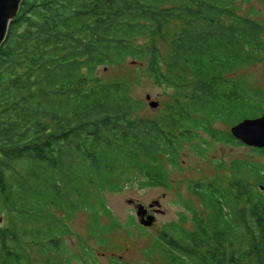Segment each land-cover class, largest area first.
Here are the masks:
<instances>
[{"label": "trees", "instance_id": "trees-1", "mask_svg": "<svg viewBox=\"0 0 264 264\" xmlns=\"http://www.w3.org/2000/svg\"><path fill=\"white\" fill-rule=\"evenodd\" d=\"M241 1L251 0H22L0 47V264H32V249L41 264H72L61 261L62 236L77 213L104 245L121 226L106 194L168 188L163 161L181 169L185 144H208L199 132L242 145L215 127L264 113V90L240 73L264 63V18L241 14ZM128 60L145 61L152 84L170 91L156 119L138 115L145 102L131 80L96 76ZM251 153L261 161H231L224 182L189 181L193 198L142 254L264 264V149ZM86 250L83 264H97Z\"/></svg>", "mask_w": 264, "mask_h": 264}, {"label": "rangeland", "instance_id": "rangeland-1", "mask_svg": "<svg viewBox=\"0 0 264 264\" xmlns=\"http://www.w3.org/2000/svg\"><path fill=\"white\" fill-rule=\"evenodd\" d=\"M235 4L244 16L248 15L247 12L251 7H254L258 12L255 15L256 19L261 20L264 18V11L256 0L235 2ZM174 29L175 25H171L167 30L173 31ZM167 39L165 42H156L161 54H165L168 44ZM150 41V38L143 37L137 41V44H145ZM240 73L251 81L252 86L264 90V63L254 64L243 69ZM96 76L102 81H110L118 76L131 80L133 95L145 102L144 109L138 113L139 116L156 119L170 101V91L152 84L146 71L145 61L132 62L128 60L117 68L99 67ZM146 95L150 96V101L158 103L156 108L149 107V101L145 99ZM215 127L220 130H229L228 127L219 124H215ZM199 135L201 138L206 139L209 145L201 144L202 149L197 151L194 143H199L200 138L194 143L185 144L179 158L181 169L172 168L163 161L169 171L168 188H137L134 184V186H127L121 192L106 194L105 204L121 226L106 235L107 240L104 245L99 244L98 237L88 236V214L84 212L77 213L74 220L68 222L70 233L62 236L64 243L67 245V252L61 257V261L63 257L65 258L68 255L70 263L83 264L88 261L82 252L87 248L86 251L91 254L97 264H111L110 260L113 258L123 263L160 264L159 255L153 254L152 257H145L142 250L147 248L163 224L177 220L179 212L183 211L181 203L186 199L193 198L188 185L189 181L220 178L224 182L227 179H223V176L231 161L250 160V158L261 161L255 154L251 153L249 147L214 142L203 132H199ZM153 201L159 202L162 212L157 211V213L152 214L155 220L151 226H141L136 217V206L141 204L147 208ZM53 212L59 216V210L53 209ZM187 216L189 218V215ZM130 220L132 224L128 225L127 223ZM102 222L108 223L105 216L102 218ZM29 254L32 264H41L43 255H39L34 249Z\"/></svg>", "mask_w": 264, "mask_h": 264}, {"label": "water", "instance_id": "water-1", "mask_svg": "<svg viewBox=\"0 0 264 264\" xmlns=\"http://www.w3.org/2000/svg\"><path fill=\"white\" fill-rule=\"evenodd\" d=\"M22 0H0V47L4 42L9 23L17 15ZM148 105L150 108H156L158 103L150 101V96L146 95ZM231 136L239 141L242 145L255 148L264 149V113L254 118H244L231 127H229ZM157 208L161 213L160 204L158 201H153L147 208ZM147 208L141 204L136 206V217L141 226H151L155 220L154 215L148 214Z\"/></svg>", "mask_w": 264, "mask_h": 264}, {"label": "flooded vegetation", "instance_id": "flooded-vegetation-1", "mask_svg": "<svg viewBox=\"0 0 264 264\" xmlns=\"http://www.w3.org/2000/svg\"><path fill=\"white\" fill-rule=\"evenodd\" d=\"M147 212H148V214H155V213H157V208L155 207V208H147Z\"/></svg>", "mask_w": 264, "mask_h": 264}]
</instances>
